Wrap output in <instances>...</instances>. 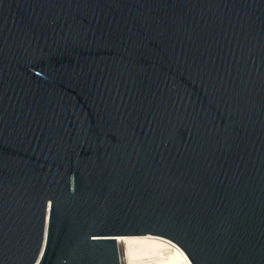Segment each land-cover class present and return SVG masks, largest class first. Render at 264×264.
<instances>
[{
    "label": "water",
    "instance_id": "95a60500",
    "mask_svg": "<svg viewBox=\"0 0 264 264\" xmlns=\"http://www.w3.org/2000/svg\"><path fill=\"white\" fill-rule=\"evenodd\" d=\"M264 264V0H0V264Z\"/></svg>",
    "mask_w": 264,
    "mask_h": 264
},
{
    "label": "bare ground",
    "instance_id": "6f19581e",
    "mask_svg": "<svg viewBox=\"0 0 264 264\" xmlns=\"http://www.w3.org/2000/svg\"><path fill=\"white\" fill-rule=\"evenodd\" d=\"M122 258L137 263L153 257L166 247L165 241L155 236H129L118 238Z\"/></svg>",
    "mask_w": 264,
    "mask_h": 264
},
{
    "label": "built area",
    "instance_id": "2783aa9c",
    "mask_svg": "<svg viewBox=\"0 0 264 264\" xmlns=\"http://www.w3.org/2000/svg\"><path fill=\"white\" fill-rule=\"evenodd\" d=\"M166 243V247L159 251L158 254L154 255L153 257L142 259L137 263L130 262L128 259L124 260L121 256L120 249H119V256H120V263L121 264H192L187 257V255L183 252V250L178 247L176 244L172 243L171 241L161 238Z\"/></svg>",
    "mask_w": 264,
    "mask_h": 264
}]
</instances>
